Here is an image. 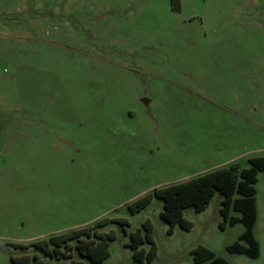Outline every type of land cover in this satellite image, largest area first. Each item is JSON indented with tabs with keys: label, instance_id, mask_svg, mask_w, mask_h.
<instances>
[{
	"label": "rangeland",
	"instance_id": "rangeland-1",
	"mask_svg": "<svg viewBox=\"0 0 264 264\" xmlns=\"http://www.w3.org/2000/svg\"><path fill=\"white\" fill-rule=\"evenodd\" d=\"M177 1L0 0V264L23 252L44 264H198L197 245L264 264V170L255 258L227 250L245 226L229 224L232 210L224 219L219 192L169 233L159 198L127 209L155 187L264 156V0ZM102 218L126 224L100 227L114 238L98 263L19 247ZM144 220L155 254L135 261L126 243Z\"/></svg>",
	"mask_w": 264,
	"mask_h": 264
},
{
	"label": "trees",
	"instance_id": "trees-1",
	"mask_svg": "<svg viewBox=\"0 0 264 264\" xmlns=\"http://www.w3.org/2000/svg\"><path fill=\"white\" fill-rule=\"evenodd\" d=\"M171 8L178 9V1L171 0ZM249 167L241 168L237 162H230L224 166L206 171L184 180L155 187L127 204L129 214L143 208L152 197L159 198L162 209L159 216L167 223L169 233L175 223L189 229L190 221L183 217V209L192 206L195 211L204 210L215 192L221 195L220 213L226 219L232 210L239 215L229 216V224L241 222L245 229L238 235V239L226 248L230 252L245 254L255 258L259 254V243L254 236L253 227L257 218L256 188L258 172L264 170V156L249 158ZM108 221L124 225V218L108 220L102 218L87 225L74 228L68 232H60L47 236L44 239L33 240L19 247H34L43 254L55 258H71V249L76 254L91 263H98L108 255L109 241L114 238L112 230L102 231L100 227ZM74 241L72 245L70 241ZM148 244L146 250L141 245ZM127 246L131 250L132 260L150 261L155 254V245L151 238V224L144 220L140 227L128 234ZM195 263L227 264V261L216 256L214 251L204 245H197L191 250ZM12 264H44L36 252H23L17 256H10ZM67 264H81L77 259H70Z\"/></svg>",
	"mask_w": 264,
	"mask_h": 264
},
{
	"label": "crops",
	"instance_id": "crops-1",
	"mask_svg": "<svg viewBox=\"0 0 264 264\" xmlns=\"http://www.w3.org/2000/svg\"><path fill=\"white\" fill-rule=\"evenodd\" d=\"M230 163V162H229ZM208 171H210V170H208ZM206 172V171H205ZM201 173H203V172H201ZM200 174V173H199ZM221 199V198H220ZM255 203H256V201H255Z\"/></svg>",
	"mask_w": 264,
	"mask_h": 264
},
{
	"label": "water",
	"instance_id": "water-1",
	"mask_svg": "<svg viewBox=\"0 0 264 264\" xmlns=\"http://www.w3.org/2000/svg\"><path fill=\"white\" fill-rule=\"evenodd\" d=\"M145 100V99H144Z\"/></svg>",
	"mask_w": 264,
	"mask_h": 264
}]
</instances>
